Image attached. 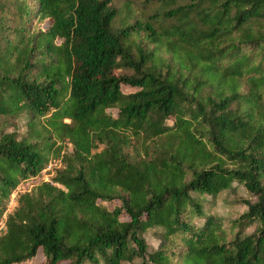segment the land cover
I'll list each match as a JSON object with an SVG mask.
<instances>
[{
    "label": "trees",
    "instance_id": "1",
    "mask_svg": "<svg viewBox=\"0 0 264 264\" xmlns=\"http://www.w3.org/2000/svg\"><path fill=\"white\" fill-rule=\"evenodd\" d=\"M34 2L0 0V264H264V0Z\"/></svg>",
    "mask_w": 264,
    "mask_h": 264
},
{
    "label": "rangeland",
    "instance_id": "2",
    "mask_svg": "<svg viewBox=\"0 0 264 264\" xmlns=\"http://www.w3.org/2000/svg\"><path fill=\"white\" fill-rule=\"evenodd\" d=\"M28 1L30 2V4H32V6L35 7L34 0H28ZM121 3L122 0H113V4L115 6H120ZM2 126H6V132L15 131L17 137L20 139L26 133V128H27L26 116L24 114H21L10 118L0 117V127ZM50 171L51 170H49V167L45 169V172L47 173ZM41 176L45 177V179L47 180L48 177L47 174L41 173ZM22 190L23 187L18 188L19 192ZM247 198H250L249 194L242 187H238V190L226 191L220 196L216 205L210 208V212L217 213L221 217L222 222L228 225L230 221L234 220V218L237 217L238 214H240L246 208L245 205L240 204L239 200L247 199ZM145 237L148 243L149 250H155L157 245L159 244V239L156 236L155 231L153 229L148 230L145 233Z\"/></svg>",
    "mask_w": 264,
    "mask_h": 264
},
{
    "label": "built area",
    "instance_id": "3",
    "mask_svg": "<svg viewBox=\"0 0 264 264\" xmlns=\"http://www.w3.org/2000/svg\"><path fill=\"white\" fill-rule=\"evenodd\" d=\"M15 195L13 194L12 195V197H11V199H10V201H9V203H8V206H7V209L5 210V212L3 213V216H2V218H1V220H0V232L4 229V219H5V217H6V214L7 213H9L10 211H11V208H13L14 207V205H15V197H14ZM10 207V208H9Z\"/></svg>",
    "mask_w": 264,
    "mask_h": 264
}]
</instances>
